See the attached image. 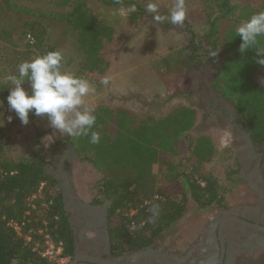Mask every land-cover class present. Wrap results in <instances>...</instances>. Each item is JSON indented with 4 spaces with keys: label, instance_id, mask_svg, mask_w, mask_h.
Returning <instances> with one entry per match:
<instances>
[{
    "label": "trees",
    "instance_id": "1",
    "mask_svg": "<svg viewBox=\"0 0 264 264\" xmlns=\"http://www.w3.org/2000/svg\"><path fill=\"white\" fill-rule=\"evenodd\" d=\"M87 1L61 0L66 9L60 13L33 11L65 21L74 34L80 56L74 73L80 78L103 68V52L115 34L109 24L97 19ZM209 1L217 13L214 17L207 15V28L200 39L210 46L205 54L211 56L217 52L211 56L212 60L223 56L212 86L233 103L245 119L251 137L264 142V65L257 62L256 53L264 49V36L241 52L242 41L236 32L241 21L264 11V0H256L253 9L234 5L231 0ZM144 16L145 10L138 7L128 21L136 25ZM227 19L231 20V26L221 33L219 25ZM184 21L190 33L185 47L188 52L176 58L179 63H175L188 70L201 65L202 54L198 52L199 43H195L198 34L191 30L186 15ZM28 31L35 38L34 46H39L44 32L39 21L29 23ZM49 51L58 50L48 44L44 53ZM61 70L67 72L64 68ZM179 93L142 101L146 111L139 115L126 108H91L96 116L91 131L100 135L97 144L90 143V134L66 135L77 156L98 173L92 198L96 203L110 200V237L119 253L143 249L157 241L164 231L183 218L189 204L198 209L225 205L217 178L204 169L214 152L211 137L188 134L196 125V110L175 105L162 111ZM46 165L38 152L16 162L0 158V264H56L40 255L45 235L62 242L64 254H71V230L61 190L56 179L46 172ZM154 165L158 167V174L153 171ZM33 195L37 197L32 199ZM153 204L160 206V214L150 221ZM10 221L20 225L21 235L8 224Z\"/></svg>",
    "mask_w": 264,
    "mask_h": 264
},
{
    "label": "rangeland",
    "instance_id": "2",
    "mask_svg": "<svg viewBox=\"0 0 264 264\" xmlns=\"http://www.w3.org/2000/svg\"><path fill=\"white\" fill-rule=\"evenodd\" d=\"M148 1L150 0L87 1L97 19L109 24L115 34L113 42L103 52V68L81 76L94 88V92L84 97L85 106L126 108L139 115L146 111L142 101L153 100V97L164 98L180 92L162 111L166 112L175 105L193 107L197 112V121L188 134L193 137L207 134L211 137L214 152L204 169L217 178L224 204H236L250 199L251 194L244 181L230 177L238 168L239 154V143L234 141L232 128L207 110V103L201 99L198 85L193 81L196 67L187 70L179 68L177 64L179 62L176 58H181L188 52L185 47L188 45L190 33L184 20L179 24L171 22L170 12L176 0ZM256 2L231 0L232 4L247 6L248 9ZM138 7L145 10V16L136 25H132L128 17L138 11ZM184 8L187 23L198 34L195 43L200 45L198 52L202 54L201 65L207 67L209 77L213 80L223 62V56L214 61L209 54H205L210 46L207 42H201L200 36L207 28V15L214 17L216 8L209 0H186ZM64 9L66 6L61 0H0V101H3L0 114L4 118L9 115L13 117L11 123L5 119L3 127H0V158L16 162L30 158L38 152L46 162V167L54 170V163H58L56 157L62 155L65 148L71 145L67 142L65 133L50 127L47 117L35 116L30 112L28 124H21L15 112L9 110L6 101L11 87V82L6 77L16 74L17 66L21 62L45 54L48 44L55 45L62 53V68L72 74L76 72V62L80 56L76 51L74 34L65 21L33 12L60 13ZM32 21H39L41 29L44 30L41 44L37 47L34 42L29 43L27 40V34L32 36L28 31V24ZM230 26V19L223 20L219 29L222 33ZM104 80L107 83H102ZM23 86L28 88L27 83ZM211 88L216 90L213 86ZM262 163L264 167V161ZM71 171L75 190L80 197L83 200L92 198L98 176L95 169L78 157L74 159ZM153 171L158 174L157 165L153 166ZM214 213V206L198 209L189 204L183 218L158 238V248L164 249L193 239ZM259 253L261 255L255 260H245L242 264H264V250Z\"/></svg>",
    "mask_w": 264,
    "mask_h": 264
},
{
    "label": "flooded vegetation",
    "instance_id": "3",
    "mask_svg": "<svg viewBox=\"0 0 264 264\" xmlns=\"http://www.w3.org/2000/svg\"><path fill=\"white\" fill-rule=\"evenodd\" d=\"M195 69L193 81L207 110L232 128L234 141L239 143L238 168L230 177L244 181L250 199L214 206V215L191 240L164 249L155 241L143 249L119 253L110 237V200L96 203L94 198L80 197L71 171L75 158L65 148L60 155L65 157L57 159L52 170L71 230L72 250L64 264H242L261 255L264 232L244 223L264 228V142L254 140L233 103L212 90L207 67L203 64Z\"/></svg>",
    "mask_w": 264,
    "mask_h": 264
},
{
    "label": "clouds",
    "instance_id": "4",
    "mask_svg": "<svg viewBox=\"0 0 264 264\" xmlns=\"http://www.w3.org/2000/svg\"><path fill=\"white\" fill-rule=\"evenodd\" d=\"M185 18L183 0H176L170 12L171 22L182 23ZM241 38L239 50L244 52L256 45L257 38L264 36V11L252 14L241 22L236 29ZM257 62L264 65V49L256 51ZM217 54L213 53L211 56ZM63 55L60 51H49L31 60L21 62L17 66V73L6 77L11 82L6 101L10 111H14L21 124H28L29 113L35 116L47 117L50 127L58 129L67 136H89L90 143L100 141L98 132L91 131L96 116L84 104V97L94 92L86 79L64 72L62 68ZM28 84V88L23 86ZM107 83V80L102 81ZM3 101H0V105ZM5 119L12 122L11 115L4 118L0 114V127ZM150 221H154L160 214V206L153 204L150 208Z\"/></svg>",
    "mask_w": 264,
    "mask_h": 264
},
{
    "label": "built area",
    "instance_id": "5",
    "mask_svg": "<svg viewBox=\"0 0 264 264\" xmlns=\"http://www.w3.org/2000/svg\"><path fill=\"white\" fill-rule=\"evenodd\" d=\"M27 40L29 43H33L34 41L31 35H27ZM36 197V195H33L32 199ZM8 224L16 231L18 235H21V227L18 223L10 221ZM25 239L27 241L30 240L28 236H25ZM36 246H38V244ZM40 255L47 261L56 264H64L67 260V255L64 254L62 242H55L48 235L44 236V248L42 251H40Z\"/></svg>",
    "mask_w": 264,
    "mask_h": 264
},
{
    "label": "water",
    "instance_id": "6",
    "mask_svg": "<svg viewBox=\"0 0 264 264\" xmlns=\"http://www.w3.org/2000/svg\"><path fill=\"white\" fill-rule=\"evenodd\" d=\"M225 107H228L227 106V104H225ZM234 109V108H233ZM233 109H231V110H233ZM68 151L70 152V153H72V155H73V157L75 158V159H78V156H77V154H76V152H75V150H74V147L72 146V145H70V147L68 148ZM63 157H65V156H57L56 157V160L57 159H61V158H63ZM50 175H53V173H55V172H52V170H50V169H48L47 168V170H46ZM243 222V221H242ZM244 223V222H243ZM244 224H246L247 226H249V227H252V228H256V229H258V230H260V231H262V232H264V228L263 227H258V226H255V225H251V224H249V223H244Z\"/></svg>",
    "mask_w": 264,
    "mask_h": 264
}]
</instances>
